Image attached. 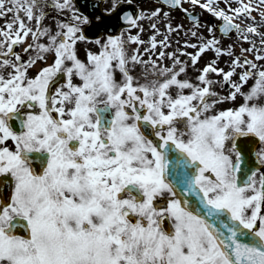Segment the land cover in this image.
<instances>
[{"label": "snow or ice", "instance_id": "snow-or-ice-1", "mask_svg": "<svg viewBox=\"0 0 264 264\" xmlns=\"http://www.w3.org/2000/svg\"><path fill=\"white\" fill-rule=\"evenodd\" d=\"M128 3L0 0V264H264V0H192L222 23L180 55L165 50L183 25L158 40L163 8ZM112 17L127 29L88 35Z\"/></svg>", "mask_w": 264, "mask_h": 264}, {"label": "flooded vegetation", "instance_id": "flooded-vegetation-1", "mask_svg": "<svg viewBox=\"0 0 264 264\" xmlns=\"http://www.w3.org/2000/svg\"><path fill=\"white\" fill-rule=\"evenodd\" d=\"M136 2H138V0H136ZM52 18H56V15L55 14L50 15L49 18L46 20V23L49 24V21ZM96 47H97V45H95L94 43H88L87 46H86V49L87 48H92L93 50H95ZM49 60H51V56H49ZM42 63L43 62L40 63V66L42 65ZM36 70H37V68L33 71V73H35Z\"/></svg>", "mask_w": 264, "mask_h": 264}, {"label": "rangeland", "instance_id": "rangeland-1", "mask_svg": "<svg viewBox=\"0 0 264 264\" xmlns=\"http://www.w3.org/2000/svg\"><path fill=\"white\" fill-rule=\"evenodd\" d=\"M236 46H239V45L237 44ZM190 72H192V73H193V70H192V69H190Z\"/></svg>", "mask_w": 264, "mask_h": 264}]
</instances>
